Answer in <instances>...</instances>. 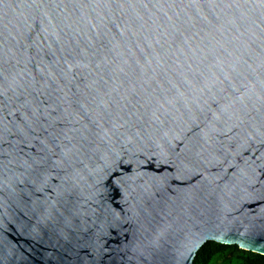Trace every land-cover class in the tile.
I'll return each instance as SVG.
<instances>
[{
	"label": "water",
	"instance_id": "1",
	"mask_svg": "<svg viewBox=\"0 0 264 264\" xmlns=\"http://www.w3.org/2000/svg\"><path fill=\"white\" fill-rule=\"evenodd\" d=\"M208 241L264 255V0H0V264Z\"/></svg>",
	"mask_w": 264,
	"mask_h": 264
},
{
	"label": "trees",
	"instance_id": "2",
	"mask_svg": "<svg viewBox=\"0 0 264 264\" xmlns=\"http://www.w3.org/2000/svg\"><path fill=\"white\" fill-rule=\"evenodd\" d=\"M193 264H264V255L236 244L208 241L197 251Z\"/></svg>",
	"mask_w": 264,
	"mask_h": 264
},
{
	"label": "snow or ice",
	"instance_id": "3",
	"mask_svg": "<svg viewBox=\"0 0 264 264\" xmlns=\"http://www.w3.org/2000/svg\"><path fill=\"white\" fill-rule=\"evenodd\" d=\"M208 3V0H188V7L197 9ZM37 164H42L43 161H36Z\"/></svg>",
	"mask_w": 264,
	"mask_h": 264
}]
</instances>
